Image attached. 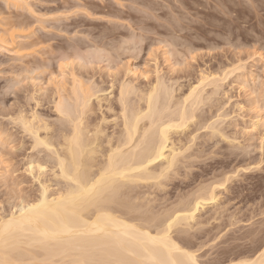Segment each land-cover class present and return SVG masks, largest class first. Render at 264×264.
Listing matches in <instances>:
<instances>
[{
  "label": "bare ground",
  "instance_id": "1",
  "mask_svg": "<svg viewBox=\"0 0 264 264\" xmlns=\"http://www.w3.org/2000/svg\"><path fill=\"white\" fill-rule=\"evenodd\" d=\"M12 1V3H9L8 0L5 2L13 4L16 9L21 7V4L22 9L23 4L25 7L26 1ZM1 14L0 12V19L3 21L11 16L3 17L2 15L1 17ZM15 16L17 17V14ZM10 19L11 17L9 21ZM17 19L15 21H13L14 19L11 20V22L13 21L11 26L14 29L10 25H8L10 27L7 26L8 33L5 30L6 28L0 29V33L4 37L5 33L8 34L5 39L2 36L0 37L1 43L4 44L5 42L6 45H14L16 36L25 38L29 36V33L25 34L23 32L25 28L29 29V21L24 22V20ZM16 29L20 32L22 31L25 35L15 34ZM18 31L16 33H19ZM25 42L29 43H25V45L22 43L24 45L22 46L23 49L20 45L15 50V53L19 50L18 56L31 55L42 49L41 46H39L40 48L36 46L40 45V40V43L30 39ZM84 43L87 45L85 46ZM80 44L78 42L75 45L73 44V46L71 44L70 46L67 45L68 50L65 45L55 46L54 55H49V58L52 56L54 62L56 61L57 63L59 60V63H63H58L59 65H57L52 62L58 66V71L49 69L51 77L45 79L44 82L45 84H53V87L52 91L48 92V94L50 93L49 95L45 92L47 96V98L44 96L45 102H42L43 98L40 100L42 96L39 95L42 93L38 94L40 99L36 98L38 97L37 94L33 93L36 96L31 95L29 97L30 100H28H34L30 110L26 111L23 106H16L15 109L13 108L14 111L9 109L12 112L8 111L5 113L10 123L15 124L17 127L19 134L27 138V144H29L27 149L34 151V153L36 152L37 157H32L31 153L30 159H35L27 161L29 164L26 165L27 167L25 166V170L32 175V179L39 183L37 184L38 186L40 185V190L38 188L40 192L32 200H24L18 203L16 211L0 216V264H213L210 259L216 255L206 258V251H203L205 250L203 248L204 243L202 245L200 243L198 246L193 243L197 247L194 249L193 246L192 248L193 240L191 241V237L195 238L199 235L198 232H195L199 230L200 226L193 233H190L192 231H189V229L198 224L193 222L192 226L195 212L199 206L215 198L214 188L216 187L214 186L216 185H211L212 188L210 187V189L203 186L205 190L203 188H201V190L203 189L202 192L197 190L201 192L197 195L195 190V197L193 196L191 199L193 204H191V197L189 198L190 204H188L187 198L189 194L186 195L187 198L182 195L185 199L181 198L180 200L178 198V202L172 203L171 206L163 208V210L160 207V211L157 212H154L156 210L153 211V209L157 208L158 203L156 206V204L151 202L153 200L151 198L152 190H149L151 186L156 188L164 187L165 182L163 183V180L168 179L171 172L176 175L175 169L180 164L179 169L182 164H187L188 160L192 162L190 157H196V153H194L196 152L194 151L196 148V129L200 130L198 128L199 125L204 127L207 120L208 122L212 121L210 117H208L211 119L210 121L207 117L206 121L205 117H203V120L201 114H199L200 117H197L196 111L203 103L205 105L212 104L213 99L211 98L215 97L213 95L218 94L221 82L226 79L227 72L223 76L220 74L221 78H218L219 75L213 77V72L211 76V74H205L201 71L200 75H195L197 79L195 78L194 82L189 81L190 79L187 78L190 73L186 72L187 74H185L183 72L187 81L176 85L183 73L179 75L177 74L179 72L173 71V74L178 76L168 77L170 79L167 77L162 78V76H158L160 71H157L158 69L156 68L155 72L158 73L154 80L147 82V84L145 83V86L141 84L143 85L141 87V85L137 86L134 81L138 70L135 68L131 69L130 65H128L129 68L126 69L125 75L122 76L123 78L115 79V74L117 73H114V77L105 89L104 86L102 87L97 83L98 81L95 82L92 78L91 80L85 76V78H80V74L78 75L74 70L78 76L75 75L73 70L71 71L69 68L71 67L70 64L72 65L70 62L72 59H76L75 62L81 61L82 69L85 64L88 63L87 65H89L93 61L95 62L94 59L98 61L103 56L105 59L108 56L109 59H107L110 61V59L115 57L113 56L115 54L111 55L108 50V53H106L104 47L99 50L98 48L99 46L102 47L101 45H94L95 47H93L83 41V47H92V49L86 50ZM35 46L38 49L34 50ZM105 47L107 48V46ZM27 48L31 51L23 53L22 51ZM80 48H83V50L81 49L82 52ZM101 50L104 52L103 56H101ZM45 57L44 62L49 63L50 59L48 61ZM36 59L33 62H28L27 66L22 65L23 67H20L22 71L27 72L26 75L34 72L35 67L39 69L46 66V63L41 58ZM68 59L69 62H67ZM178 61L175 59L172 62L174 66L172 63L168 65H172L171 69H173L176 63V65L181 64ZM41 62H43V66L40 65ZM29 63H32V66ZM111 66L109 65L110 69H112ZM241 66L242 69H245L244 65ZM67 67L70 70L69 73L67 70V72L65 71ZM43 72H46V70ZM129 74L134 77L132 76V79L126 78ZM183 76L182 78H184ZM193 76L191 75L190 78ZM143 77L146 78L147 76L143 75ZM168 80H172V83ZM14 83L16 82L14 81ZM12 84L7 85V87H14V84ZM36 85L40 92L43 85H41L42 88L38 87V84ZM173 85H176V87H173ZM206 85L211 86L212 89L209 93L206 92L205 95L204 90L206 89L204 86ZM240 89L243 90L242 88ZM206 100H209L210 103L206 104L204 102ZM44 108L47 109L45 110ZM216 115L217 113H215ZM198 118L202 120H198ZM260 121L259 119L253 121L251 126L257 127ZM215 122L207 123L205 127L208 130L211 129V131L209 130V135L217 133L213 135L214 137L219 136L220 133L219 137L222 136V139H226V141L228 138L232 139V136L229 137L228 135L227 137L226 131V133L222 132L224 127L220 132L219 125H214ZM2 132L0 131V142L2 143L0 144L3 146L5 137L2 139ZM183 132H186L185 138L183 134L181 136ZM206 136L208 137V135ZM231 139H228V141L231 142ZM235 140L232 141L234 142ZM233 142L231 144H234ZM260 142L263 143L262 140ZM10 147L12 148V146ZM193 147L195 148L193 149ZM191 148L193 151L189 153ZM157 161H159L158 167L156 166L155 168L153 165L156 164L153 163ZM46 168L49 169L48 171L52 178H50V181H54L57 186L56 189L51 190L50 185L47 184V179L43 178ZM223 178V181L229 180V177L226 179L227 176L226 178L223 176ZM150 204L155 205V207L153 206V208ZM159 205L163 206L162 203ZM261 232L263 231L261 230ZM255 233L253 234L256 236ZM257 245L261 246L257 248L250 246L255 249L249 247L252 249V252L250 251L252 255L248 254L249 257L242 258L239 255L241 258L237 260H233V258L228 260V257L226 262L224 261L225 257H227L226 254L230 253V250L232 251L227 245L229 248L224 249V247L223 251L220 250L225 257L223 258L219 253L215 257L217 259L220 256L216 264H264V235H262L261 239L259 238V244ZM211 249L209 248V250ZM209 250H207V253ZM213 251L212 254L214 253ZM234 252L236 251L234 250ZM232 255L234 254L231 253V257Z\"/></svg>",
  "mask_w": 264,
  "mask_h": 264
},
{
  "label": "rangeland",
  "instance_id": "2",
  "mask_svg": "<svg viewBox=\"0 0 264 264\" xmlns=\"http://www.w3.org/2000/svg\"><path fill=\"white\" fill-rule=\"evenodd\" d=\"M5 1L7 2V0H0L1 17L2 15L3 17L11 15V19L10 21V17L7 20L5 18L4 21L0 19L2 23V26L0 23V29L6 28L5 30L8 33L7 26H11L17 18V20H24V22L29 21V29L25 28L23 32L25 34L29 33L31 38L29 36V38L16 36L14 45H6L4 40H2L3 44L0 39V131L4 130L2 139L5 137L3 146L0 142V159H2L0 160V216L16 211L18 203L24 200L30 201L37 197L40 192L39 183L32 179V175L25 170V166L29 164L27 161L35 159L32 157H37L36 152L34 153V151L31 150V152L30 149H27V145L29 146L27 138L19 134L17 127L15 124L10 123L5 113L10 111L9 109H15L16 106H23L26 111L30 110L31 105L34 103V100L28 101L31 95L36 96L35 94H37L38 96V94L42 93L43 95H39L42 96L41 99L39 96L36 98L40 100L43 98V102L44 98H47L45 94L51 92L53 87V84H45L44 82L45 79L51 77L49 69L58 71L57 65L63 63H59V60L57 63L53 61L52 56L54 55L55 46L65 45L67 47V45L70 46L71 44L73 46V44L75 45V43L79 42L83 47L84 41L93 47L101 45L102 47L99 46V50L104 47L106 53L110 51L111 55L115 54L113 55L115 57L111 56L113 59L109 61V57L106 56V59L108 58L106 60L103 56L104 52L101 50L103 58L98 59L100 62L94 59L95 62L93 61V64H85L84 66H86L87 70L84 66L81 69V61L77 59L78 63L75 62L76 59L73 60L72 58H70L72 59L70 62L72 65L69 63L72 68L69 65L68 67L71 71L73 70L74 72L75 70L78 75L80 74V78L86 77L90 80L92 78L95 82L98 81L99 85L104 86L105 89L114 77V73H117L115 74V79L123 78L122 76L125 75L126 69L129 68L128 65H130L131 69L135 68L138 70L134 80L137 86L141 84L145 86V83L147 84V82L154 80L158 73L155 72L156 68L158 69H156L157 71H160L158 76L160 75L162 78L178 76L173 74V71L179 72L177 73L179 75L183 72L185 74L190 73L187 78L191 82H194L195 78L197 79V74L200 75L201 71L205 74H211V76L213 72V77L219 75L218 78L227 72L228 75L226 74V79L221 82L218 94L213 95V97L217 96V98H211L213 100L210 105L207 103H210L211 99L210 101H204L207 105L204 103L202 104L203 106L200 105L201 103L198 104L200 107L196 111L198 114L196 116L198 117L201 114V118L205 117V121L207 120L206 117L212 119L210 121L211 119L208 118L210 122H215L216 120L214 125H219L220 129H218L220 132L224 127L222 132L226 131L227 137L228 135L229 137L232 136V139L228 138L231 139V142L228 139V142L226 139H222V136L219 137L220 133L219 136L214 137L213 135L217 133L213 135L210 133L212 136L209 135L211 129H209L210 131L207 128L205 129L207 123H210L208 120L204 127L202 125V127L200 125L199 127L196 126L200 128V130L196 129V148L193 147V149L195 148L194 151H196L194 152L196 157H190L192 162L187 159L186 163L188 166L187 164H182L179 169L180 164L175 169L176 175L171 172L170 177L163 180V183L165 182L164 187L156 188L151 186L150 190L146 189L152 190L151 198L153 200L156 198L151 202L156 204V206L158 203V209L155 205H151L152 203L150 206H154L153 211L156 210L154 212H157L160 211V207L163 210V208L171 206L172 203L178 202L179 199L181 200L188 194L189 197L186 198L188 204H190V197L191 200L193 196L195 197V194L201 193L203 189H210V187L212 188L211 185H216L214 186L216 187L214 188L215 198L199 206L195 212L192 226L193 222L198 224L189 229V231H192L190 233H193L197 230V227L200 226L201 228L202 226L201 229L198 228L200 231L197 230L195 232H198L199 235L197 234L198 236L195 238L191 237V241L193 240L192 248L194 246L195 249L198 244L201 243L200 245H202L204 243L203 248L205 250L203 248L202 250L206 251V258L216 255L212 257L214 259L210 257V261L213 264L214 260L216 264L217 259L220 258V256L217 259L215 258L219 254L223 258L225 257L220 252V250L223 251L224 247V249L229 247L232 249V251L229 249L230 253L226 254L227 257H225L224 261L227 262L228 257V260L249 257L248 254H250V251L252 252V249H255L254 247L261 246L257 244H259V238L261 239L262 235H264V224H262L264 223V146L262 147L264 144V0H23L26 1L25 7L23 4V9L22 4L21 7L16 9V6L9 4L13 2L12 0H8L9 3ZM4 5H8L6 6L7 8ZM16 14L17 17L15 16ZM12 19L14 20L11 22ZM3 25L5 26L3 27ZM11 27L14 29L13 26ZM17 31L18 29L15 30V34L25 35L22 31L16 33ZM4 35L8 37V34L5 33ZM1 36L2 38L4 37L0 33ZM29 39L34 42L38 40L36 43H40L43 40L42 44L36 45L38 48L41 46L42 49L31 55L18 56L20 52L18 50L15 53V50L20 45L22 48L25 43H29L25 42L26 40L29 41ZM84 45L86 46L87 44L84 43ZM36 46L34 50L38 49ZM85 46L83 48L86 50L92 49L90 46ZM83 48H80V51ZM30 49L32 48L30 47ZM27 51L30 52L31 50L27 48L22 52L28 53ZM58 53L60 54V52ZM50 54L53 55L49 58ZM39 57L43 62L45 61L44 57L48 61L50 59L49 63L44 62L47 67L43 66V62H41L40 65L43 67H40V70L35 67L34 72H28L29 74L26 75L27 72L22 71L20 67L22 65L27 66L28 62H33L36 58L40 59ZM175 59L179 60L178 62H181V64L176 65V63V69L174 67L171 69L172 65H169ZM108 61L110 64H108ZM67 62H69V59ZM172 64L174 66V63ZM29 65L32 66V63H29ZM109 65H112V69L109 68ZM241 65H244L245 69H242ZM68 67L65 71L67 70L69 73ZM36 70L39 72H36ZM42 70H46V72ZM75 72L74 74L77 75ZM241 74L244 75L243 78ZM90 75L93 76L91 77ZM143 75L147 77L145 78ZM191 75L194 76L190 78ZM130 76L131 74L127 75L126 78L132 79L134 77L133 75V77ZM182 76L178 82L176 81V85L187 81L186 75L183 76L184 78ZM170 82L172 83V80ZM12 83L14 87L8 88L7 85L9 86ZM173 83L175 84V82ZM36 84H38V87L43 85L42 87L45 91L43 92L41 87L42 92H39ZM176 85H173V87H176ZM204 88L206 89L204 90L205 95L206 92L209 93L212 89L209 85L204 86ZM215 113H217V117ZM257 119L261 121L254 128L251 125ZM198 120L202 119L198 118ZM198 120L196 121L198 122ZM182 134L185 138L186 132L181 133V136ZM232 140L235 141L233 142ZM261 140L263 143L260 142ZM232 142L236 144H231ZM193 149L191 148L189 153ZM31 153L32 159H30ZM158 162L153 163L156 164H152L153 167L156 168ZM48 168H46L43 178L47 179V184L53 190L57 186L54 181H50L52 178ZM223 176L225 178L227 176L226 179L229 177V180L223 181ZM201 188L203 189L201 190ZM195 190L201 192H196ZM194 191L196 192L195 194ZM182 195L185 196L183 197ZM192 202L193 200H191V204H193ZM161 203L163 206L159 205ZM209 227L210 229L208 230ZM205 234H208V236ZM200 235L201 237L199 238ZM215 235L217 236L215 237ZM205 247L207 250L209 248L213 249L207 253ZM212 251L214 252L213 254ZM231 253L235 256L232 255L231 257Z\"/></svg>",
  "mask_w": 264,
  "mask_h": 264
}]
</instances>
